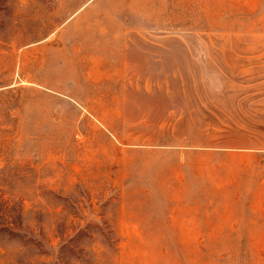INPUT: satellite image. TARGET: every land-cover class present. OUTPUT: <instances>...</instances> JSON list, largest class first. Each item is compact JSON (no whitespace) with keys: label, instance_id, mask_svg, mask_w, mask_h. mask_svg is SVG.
<instances>
[{"label":"rangeland","instance_id":"374dc122","mask_svg":"<svg viewBox=\"0 0 264 264\" xmlns=\"http://www.w3.org/2000/svg\"><path fill=\"white\" fill-rule=\"evenodd\" d=\"M0 264H264V0H0Z\"/></svg>","mask_w":264,"mask_h":264}]
</instances>
